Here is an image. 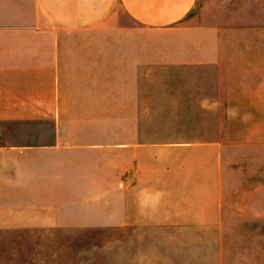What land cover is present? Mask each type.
<instances>
[{
	"label": "crops",
	"instance_id": "obj_1",
	"mask_svg": "<svg viewBox=\"0 0 264 264\" xmlns=\"http://www.w3.org/2000/svg\"><path fill=\"white\" fill-rule=\"evenodd\" d=\"M245 2L264 10V0ZM196 3L0 0V241L21 264H223L214 142L156 149L182 158L165 160L148 181H127L121 171L111 216L103 210L110 205V185L89 181L92 173L84 166L104 144H74L63 132V113L110 111L111 80L133 81L127 100L118 96V102L140 110L136 81L143 68L150 78L158 74L154 69H165L159 73L166 79L214 78L187 70L215 66L221 58L219 40L203 38L220 28L182 26ZM175 68L186 70L168 71ZM140 188L164 193L158 210L143 217L136 204Z\"/></svg>",
	"mask_w": 264,
	"mask_h": 264
},
{
	"label": "rangeland",
	"instance_id": "obj_2",
	"mask_svg": "<svg viewBox=\"0 0 264 264\" xmlns=\"http://www.w3.org/2000/svg\"><path fill=\"white\" fill-rule=\"evenodd\" d=\"M245 3V0H197L182 24L221 29L203 37L219 40L218 63L205 69H187L201 70L214 78L166 79L159 73L165 69H154L158 74L150 78V70L143 68L142 79L136 81L140 110L133 111L132 105L118 102V96L127 100L133 81L111 80L110 111L63 113L64 136L73 138L74 144H104L99 156L84 166L92 173L89 181L110 185V205L103 210L111 216H116L114 186L121 171H126L127 181L133 176L137 182L148 181L156 169L165 165V160L174 162L182 158L175 152L167 156L164 152L156 154V149L189 140L214 142L220 155L223 264H264V30H261L264 10L248 9ZM120 17L123 26L130 25ZM109 36L119 38L113 32ZM141 38L153 37L143 34ZM216 102L221 106L209 110ZM229 106H238L241 113L250 112L253 118L247 124L230 121L224 111ZM84 120L93 122L77 127ZM158 156L163 160L156 159ZM89 242L103 246L116 241ZM8 246L6 241H0V264H21V257L10 255Z\"/></svg>",
	"mask_w": 264,
	"mask_h": 264
},
{
	"label": "clouds",
	"instance_id": "obj_3",
	"mask_svg": "<svg viewBox=\"0 0 264 264\" xmlns=\"http://www.w3.org/2000/svg\"><path fill=\"white\" fill-rule=\"evenodd\" d=\"M220 106L218 102L213 103L209 110L215 111ZM224 111L228 120L239 121L242 124H247L253 118L250 112L241 113L238 106H229ZM163 197L164 193L159 190L150 191L148 188H140L136 194L138 214L143 217L156 212Z\"/></svg>",
	"mask_w": 264,
	"mask_h": 264
}]
</instances>
